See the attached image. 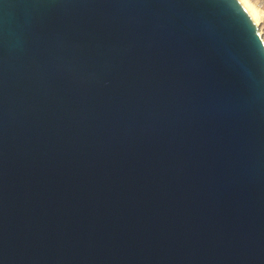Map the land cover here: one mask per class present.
Returning a JSON list of instances; mask_svg holds the SVG:
<instances>
[{
  "label": "water",
  "instance_id": "1",
  "mask_svg": "<svg viewBox=\"0 0 264 264\" xmlns=\"http://www.w3.org/2000/svg\"><path fill=\"white\" fill-rule=\"evenodd\" d=\"M0 264H264L240 0H0Z\"/></svg>",
  "mask_w": 264,
  "mask_h": 264
},
{
  "label": "bare ground",
  "instance_id": "2",
  "mask_svg": "<svg viewBox=\"0 0 264 264\" xmlns=\"http://www.w3.org/2000/svg\"><path fill=\"white\" fill-rule=\"evenodd\" d=\"M264 39V3L258 0H240Z\"/></svg>",
  "mask_w": 264,
  "mask_h": 264
},
{
  "label": "rangeland",
  "instance_id": "3",
  "mask_svg": "<svg viewBox=\"0 0 264 264\" xmlns=\"http://www.w3.org/2000/svg\"><path fill=\"white\" fill-rule=\"evenodd\" d=\"M259 2H261V3H264V0H258Z\"/></svg>",
  "mask_w": 264,
  "mask_h": 264
}]
</instances>
